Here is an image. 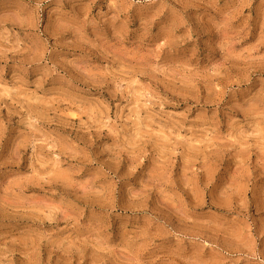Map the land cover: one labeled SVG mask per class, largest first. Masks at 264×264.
<instances>
[{
    "label": "rangeland",
    "instance_id": "rangeland-1",
    "mask_svg": "<svg viewBox=\"0 0 264 264\" xmlns=\"http://www.w3.org/2000/svg\"><path fill=\"white\" fill-rule=\"evenodd\" d=\"M0 264H264V0H0Z\"/></svg>",
    "mask_w": 264,
    "mask_h": 264
}]
</instances>
